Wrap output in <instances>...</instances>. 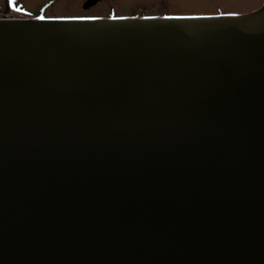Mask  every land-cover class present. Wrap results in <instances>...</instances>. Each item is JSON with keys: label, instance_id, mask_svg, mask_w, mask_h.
<instances>
[{"label": "water", "instance_id": "95a60500", "mask_svg": "<svg viewBox=\"0 0 264 264\" xmlns=\"http://www.w3.org/2000/svg\"><path fill=\"white\" fill-rule=\"evenodd\" d=\"M0 264H264V6L0 20Z\"/></svg>", "mask_w": 264, "mask_h": 264}, {"label": "rangeland", "instance_id": "374dc122", "mask_svg": "<svg viewBox=\"0 0 264 264\" xmlns=\"http://www.w3.org/2000/svg\"><path fill=\"white\" fill-rule=\"evenodd\" d=\"M87 0H0V20L32 18L175 17L217 13L249 14L264 0H104L84 9ZM22 15V16H21Z\"/></svg>", "mask_w": 264, "mask_h": 264}, {"label": "bare ground", "instance_id": "6f19581e", "mask_svg": "<svg viewBox=\"0 0 264 264\" xmlns=\"http://www.w3.org/2000/svg\"><path fill=\"white\" fill-rule=\"evenodd\" d=\"M136 17H137V20H140V19L142 18V17H139V16H136ZM37 19H38V18H32V19H28V18H27L28 21H29V20H33V21H34V20H37ZM39 19H40V18H39ZM39 19H38V20H39Z\"/></svg>", "mask_w": 264, "mask_h": 264}, {"label": "flooded vegetation", "instance_id": "af4514ba", "mask_svg": "<svg viewBox=\"0 0 264 264\" xmlns=\"http://www.w3.org/2000/svg\"><path fill=\"white\" fill-rule=\"evenodd\" d=\"M102 1H104V0H102ZM102 1H100V2H102ZM99 3V2H98ZM95 5H97V3L96 4H94L92 7H94Z\"/></svg>", "mask_w": 264, "mask_h": 264}]
</instances>
